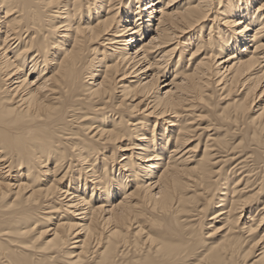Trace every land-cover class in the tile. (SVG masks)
Instances as JSON below:
<instances>
[{"label": "bare ground", "instance_id": "1", "mask_svg": "<svg viewBox=\"0 0 264 264\" xmlns=\"http://www.w3.org/2000/svg\"><path fill=\"white\" fill-rule=\"evenodd\" d=\"M0 264H264V0H0Z\"/></svg>", "mask_w": 264, "mask_h": 264}]
</instances>
